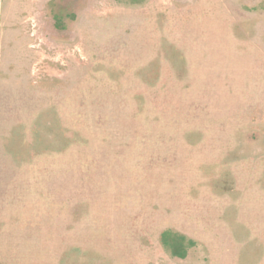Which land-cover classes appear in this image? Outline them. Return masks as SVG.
<instances>
[{"label": "rangeland", "instance_id": "374dc122", "mask_svg": "<svg viewBox=\"0 0 264 264\" xmlns=\"http://www.w3.org/2000/svg\"><path fill=\"white\" fill-rule=\"evenodd\" d=\"M0 264H264V0H0Z\"/></svg>", "mask_w": 264, "mask_h": 264}]
</instances>
